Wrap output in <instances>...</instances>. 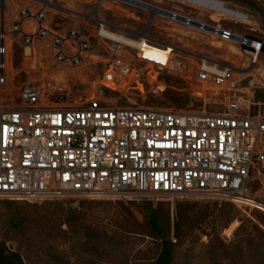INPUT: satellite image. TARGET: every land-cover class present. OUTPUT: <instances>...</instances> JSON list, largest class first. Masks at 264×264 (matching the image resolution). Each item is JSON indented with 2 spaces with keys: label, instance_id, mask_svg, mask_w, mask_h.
Segmentation results:
<instances>
[{
  "label": "built area",
  "instance_id": "built-area-1",
  "mask_svg": "<svg viewBox=\"0 0 264 264\" xmlns=\"http://www.w3.org/2000/svg\"><path fill=\"white\" fill-rule=\"evenodd\" d=\"M0 1V199L197 194L247 204L248 182L264 174L263 37L159 8L185 31L188 50L94 13L81 27H52L48 0ZM209 1L237 23L248 18ZM19 72L26 81L15 85ZM91 74L102 86L75 99L72 83ZM170 91L221 107L146 106Z\"/></svg>",
  "mask_w": 264,
  "mask_h": 264
},
{
  "label": "rangeland",
  "instance_id": "rangeland-1",
  "mask_svg": "<svg viewBox=\"0 0 264 264\" xmlns=\"http://www.w3.org/2000/svg\"><path fill=\"white\" fill-rule=\"evenodd\" d=\"M151 7L146 8L141 5L126 2L124 0H54L55 3L62 6H69L82 13L100 14L104 20L123 27L133 32L141 34H148L151 38L163 43L175 45L177 47H184L190 40L186 38V33L179 26H175L168 22L165 18L158 15V9H168L179 12L184 15L199 18L204 21H211L212 17L225 27L231 28L235 31L244 33L252 32L264 38V23L263 19L238 4L231 3L228 6L231 9L238 10L248 15L249 22L239 21L235 22L228 14L226 17H221L219 12L207 11V8L194 7L192 3L180 0H139ZM1 4V1H0ZM237 5L238 7H235ZM58 18V16L56 17ZM222 19V20H221ZM91 23H95L90 20ZM217 22V21H216ZM177 28V30H173ZM16 69L22 64L20 57V50L16 47ZM260 60L264 62V52L260 55ZM100 68L98 69V71ZM97 71V72H98ZM26 81V75L19 72L15 78L14 84L19 85ZM98 82L102 86L103 82L98 81V77L90 75L88 83H72L74 98L78 99L83 96V101H86L88 92L95 89V83ZM99 87V86H98ZM79 89V91H78ZM106 94L110 93L106 90ZM180 96L181 93L174 91L167 92L164 95H149L145 98L146 106L172 108L176 110L189 109L190 103H193L192 108L207 110L220 109V105H215L210 100L205 101L203 97L198 95H190L187 103H174L173 96ZM16 93L11 94L10 100H16ZM133 104L138 105L142 100L132 98ZM128 99L124 98L123 105H128ZM5 103L7 101H4ZM143 102V101H142ZM245 199L254 201L252 204H241L240 206L234 204L236 217L227 226L223 227V222L220 218L219 212L222 203L217 199L203 197L197 194L188 197H173L169 194H157L153 197L155 204L163 203L166 207L172 209V220H175L174 210L178 202L190 201L199 202L201 205L209 206L210 215L203 222L195 224L192 232L185 240L178 245L177 253L173 264H209L207 258L203 255L205 246L217 241L219 238L229 246H242L244 250L251 248L257 249L261 245V240L256 235L254 228L260 226L264 229L261 223V214H264V174L252 176L248 182L247 188L243 191ZM143 199H129L118 198L115 196H104L96 199H79L74 196L63 197L61 201L66 202L67 205L78 208L83 212V235L86 238L92 239L99 243L105 244L109 241H118L122 239L125 249L131 254V263L134 264L135 259L142 261L151 260L159 251L158 240L151 235L142 221L140 214L132 206L131 203L139 202ZM233 204V203H232ZM258 204V205H257ZM261 205V206H259ZM0 216L2 211L0 208ZM3 225L4 221H0ZM238 223V224H237ZM34 238L39 241L40 235L34 233ZM177 241V239H176ZM5 242L7 248L11 251H19L24 255V260H27L26 253H24L25 242L15 231L3 229L0 233V243ZM62 247L70 252L69 243L62 244ZM72 262H76V257H70ZM134 259V260H133Z\"/></svg>",
  "mask_w": 264,
  "mask_h": 264
},
{
  "label": "trees",
  "instance_id": "trees-1",
  "mask_svg": "<svg viewBox=\"0 0 264 264\" xmlns=\"http://www.w3.org/2000/svg\"><path fill=\"white\" fill-rule=\"evenodd\" d=\"M245 7L259 15L264 23V0H227ZM174 103H187L189 96H173ZM140 214L147 231L159 242V251L151 260L133 259L134 264H173L178 245L192 232L195 224L210 215L209 206L199 202H178L172 220V209L165 204H155L151 199L131 203ZM3 229L15 231L25 242L27 260L19 251H11L0 243V264H132L131 254L125 249L122 239L99 243L83 236V212L61 200L42 203L0 199ZM223 227L236 217L235 206L223 202L219 215ZM264 225V214H261ZM1 223V222H0ZM254 231L261 240L259 248L244 250L242 246H229L220 238L205 246L203 255L209 264H264V229L255 226ZM34 233L40 235L39 241ZM176 238L177 241L173 239ZM69 243L68 253L62 244ZM76 262L71 261V256Z\"/></svg>",
  "mask_w": 264,
  "mask_h": 264
},
{
  "label": "crops",
  "instance_id": "crops-1",
  "mask_svg": "<svg viewBox=\"0 0 264 264\" xmlns=\"http://www.w3.org/2000/svg\"><path fill=\"white\" fill-rule=\"evenodd\" d=\"M48 1H49V4L47 6L48 7L47 15L51 22L52 27H57L59 25H70V26L81 27L85 24V21L87 19L82 14H86V13L77 11L69 6H62L60 4H57L54 2V0H48ZM75 12H78L79 14H76ZM95 13L102 20H104V18L100 14H97V12ZM57 16L58 18H56ZM183 48L191 50L189 43L188 44L186 43V46H184Z\"/></svg>",
  "mask_w": 264,
  "mask_h": 264
},
{
  "label": "bare ground",
  "instance_id": "bare-ground-1",
  "mask_svg": "<svg viewBox=\"0 0 264 264\" xmlns=\"http://www.w3.org/2000/svg\"><path fill=\"white\" fill-rule=\"evenodd\" d=\"M180 1H187L189 3H192L194 7H198V8H204L205 7L207 9H209V10H213V11L219 12L221 17H223L224 15L225 16L230 15L229 12H227L225 9L221 8V6L219 4H216L213 1H209V0H180ZM245 19L246 20H244V21L249 22V20L247 18H245ZM247 204L254 205L255 203H254V201L249 200V201H247ZM259 206H261V205H259Z\"/></svg>",
  "mask_w": 264,
  "mask_h": 264
},
{
  "label": "water",
  "instance_id": "water-1",
  "mask_svg": "<svg viewBox=\"0 0 264 264\" xmlns=\"http://www.w3.org/2000/svg\"><path fill=\"white\" fill-rule=\"evenodd\" d=\"M124 1L129 2V3H133V4H137V5H141V6H144V7H146V8L151 7V5L146 4V3H144V2H141V1H139V0H124Z\"/></svg>",
  "mask_w": 264,
  "mask_h": 264
}]
</instances>
